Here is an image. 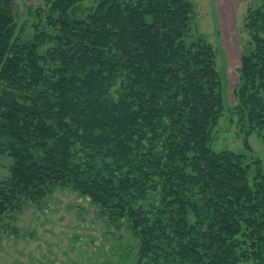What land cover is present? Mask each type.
Wrapping results in <instances>:
<instances>
[{
    "label": "trees",
    "instance_id": "16d2710c",
    "mask_svg": "<svg viewBox=\"0 0 264 264\" xmlns=\"http://www.w3.org/2000/svg\"><path fill=\"white\" fill-rule=\"evenodd\" d=\"M81 1L30 7L25 37L18 2L0 0V215L65 187L126 223L134 264H264L260 160L208 145L227 108L264 149V0L244 15L232 103L216 49L190 36L193 0L79 16Z\"/></svg>",
    "mask_w": 264,
    "mask_h": 264
},
{
    "label": "rangeland",
    "instance_id": "374dc122",
    "mask_svg": "<svg viewBox=\"0 0 264 264\" xmlns=\"http://www.w3.org/2000/svg\"><path fill=\"white\" fill-rule=\"evenodd\" d=\"M16 1L21 12L19 23L26 22L28 37L31 23L37 19L34 8H29L47 6L43 0ZM232 2L226 9L230 11L229 21L220 23L215 0H193L190 29L191 37L203 36L216 49L217 68L227 78L225 97L229 103L233 102L232 88L238 80L240 55L251 47L244 15L248 7L260 4L261 0ZM93 3L94 0H82L75 13L84 16ZM242 127L237 115L225 108L211 131L208 145L214 150L241 153L247 162L257 158L264 170L261 136L256 131L246 133L247 126ZM245 139L250 149L245 147ZM10 163L11 158L0 153V179L7 175ZM120 222L112 223L100 216L89 197L57 187L39 201H23L19 211L0 215V264H134L138 241L126 223Z\"/></svg>",
    "mask_w": 264,
    "mask_h": 264
},
{
    "label": "crops",
    "instance_id": "0c3cea01",
    "mask_svg": "<svg viewBox=\"0 0 264 264\" xmlns=\"http://www.w3.org/2000/svg\"><path fill=\"white\" fill-rule=\"evenodd\" d=\"M226 1H228V2H226ZM231 2H232V0H215V7H216V10H217V15H218V17L220 19V23H224V21L229 19L230 11H227L226 9L228 8L227 5L229 3H231ZM239 2H241V1H239ZM234 5H237L236 2L234 3Z\"/></svg>",
    "mask_w": 264,
    "mask_h": 264
}]
</instances>
